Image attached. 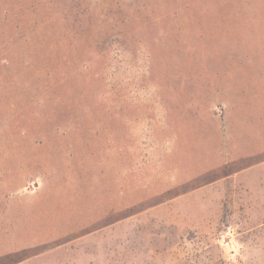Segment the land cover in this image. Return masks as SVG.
I'll list each match as a JSON object with an SVG mask.
<instances>
[{"label": "rangeland", "instance_id": "rangeland-1", "mask_svg": "<svg viewBox=\"0 0 264 264\" xmlns=\"http://www.w3.org/2000/svg\"><path fill=\"white\" fill-rule=\"evenodd\" d=\"M3 31L25 39L31 70L17 73L32 111L67 118L106 96L214 85L251 65L264 53V0H0ZM261 67L239 75L255 81ZM76 192L73 210L50 195L17 229L42 238L91 221L93 196ZM19 264H264V163Z\"/></svg>", "mask_w": 264, "mask_h": 264}, {"label": "crops", "instance_id": "crops-1", "mask_svg": "<svg viewBox=\"0 0 264 264\" xmlns=\"http://www.w3.org/2000/svg\"><path fill=\"white\" fill-rule=\"evenodd\" d=\"M6 24H17L8 26L9 33L25 28L16 19ZM5 32H0V56L7 61L0 63V218L6 224L0 225V264L27 261L264 163V53L249 54L244 61L251 65H240L214 85L184 87L168 80L152 86L163 87L161 93L106 96L95 110L63 118L32 111L18 74L31 70L22 59L25 39H7ZM255 66H262L259 79L239 75ZM34 144L41 145L40 158ZM76 191L85 199L93 196L91 221L42 238L17 229L18 222L25 223L19 217L27 220L29 212L48 209L50 195L73 210Z\"/></svg>", "mask_w": 264, "mask_h": 264}]
</instances>
